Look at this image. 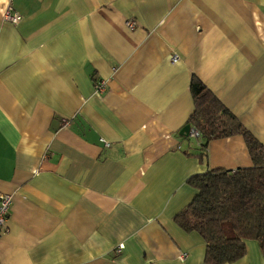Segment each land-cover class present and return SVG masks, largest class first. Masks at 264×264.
Segmentation results:
<instances>
[{
	"label": "crops",
	"instance_id": "crops-1",
	"mask_svg": "<svg viewBox=\"0 0 264 264\" xmlns=\"http://www.w3.org/2000/svg\"><path fill=\"white\" fill-rule=\"evenodd\" d=\"M194 78L264 146V0H0V264H204L186 181L252 163L179 136Z\"/></svg>",
	"mask_w": 264,
	"mask_h": 264
},
{
	"label": "trees",
	"instance_id": "trees-1",
	"mask_svg": "<svg viewBox=\"0 0 264 264\" xmlns=\"http://www.w3.org/2000/svg\"><path fill=\"white\" fill-rule=\"evenodd\" d=\"M193 113L187 121L197 135L195 155L202 160L213 140L241 136L252 166L235 170L208 169L188 178L192 200L175 217L185 233H196L205 244L204 264H232L255 241L264 258V146L194 78ZM264 264V263H262Z\"/></svg>",
	"mask_w": 264,
	"mask_h": 264
},
{
	"label": "built area",
	"instance_id": "built-area-1",
	"mask_svg": "<svg viewBox=\"0 0 264 264\" xmlns=\"http://www.w3.org/2000/svg\"><path fill=\"white\" fill-rule=\"evenodd\" d=\"M4 18L13 23V24H16L19 20V16L16 15V14H10L8 11H6L5 15H4ZM126 26L127 28H129V30H133L135 28V23L132 22V21H127L126 22ZM171 61L173 63L177 62L178 61V58L176 55H173L171 57ZM103 86L104 84L102 82H98L97 84L94 85L93 89H94V92L96 94H99L100 92L103 91ZM197 134L194 132V131H190L189 133V136L190 137H195ZM106 146H108L106 144ZM10 204H11V199H10V196L9 195H4V194H0V231H3L5 232V223H6V219H7V214H8V210H9V207H10ZM122 247L119 246L117 248V253L120 251Z\"/></svg>",
	"mask_w": 264,
	"mask_h": 264
},
{
	"label": "rangeland",
	"instance_id": "rangeland-1",
	"mask_svg": "<svg viewBox=\"0 0 264 264\" xmlns=\"http://www.w3.org/2000/svg\"><path fill=\"white\" fill-rule=\"evenodd\" d=\"M248 241H253V240H248ZM253 242H255V241H253ZM249 254L251 255L252 258H255L254 261H258V264H262V252H261L258 244H257L256 248H254L252 250H250L249 248L247 249V255H249Z\"/></svg>",
	"mask_w": 264,
	"mask_h": 264
},
{
	"label": "water",
	"instance_id": "water-1",
	"mask_svg": "<svg viewBox=\"0 0 264 264\" xmlns=\"http://www.w3.org/2000/svg\"><path fill=\"white\" fill-rule=\"evenodd\" d=\"M190 133V126L185 125L180 131H179V136L181 137H187Z\"/></svg>",
	"mask_w": 264,
	"mask_h": 264
}]
</instances>
